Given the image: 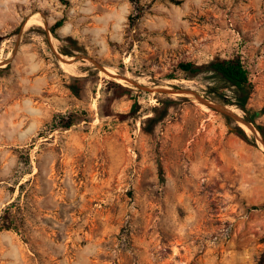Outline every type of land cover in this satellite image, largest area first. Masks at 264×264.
<instances>
[{
    "label": "rangeland",
    "instance_id": "obj_1",
    "mask_svg": "<svg viewBox=\"0 0 264 264\" xmlns=\"http://www.w3.org/2000/svg\"><path fill=\"white\" fill-rule=\"evenodd\" d=\"M0 36V264H264V0H0ZM234 55L247 112L219 73L178 70Z\"/></svg>",
    "mask_w": 264,
    "mask_h": 264
},
{
    "label": "trees",
    "instance_id": "obj_2",
    "mask_svg": "<svg viewBox=\"0 0 264 264\" xmlns=\"http://www.w3.org/2000/svg\"><path fill=\"white\" fill-rule=\"evenodd\" d=\"M62 25V21L58 22L56 24L55 28H58ZM52 32L54 33V28L51 29ZM6 39L5 36H0V43H2ZM61 52L64 55H69L71 56L72 53L66 51V50H61ZM205 68H209L217 73H219L226 81H228L230 84L235 86L240 92H241V98L239 102L237 103L238 107L247 112L248 110L246 109V102H247V97L248 93L250 92V89L252 88V81L250 77V73L247 70V68L244 66L241 58L237 55L227 57V58H216L214 61H212L209 65H201L197 66L196 64L192 62H181L178 64V70L180 71L181 74H183L184 78H190L198 73H200L202 70ZM4 70V69H0ZM171 79H176V77H170ZM88 77H70L69 78V83L67 85V88L71 92V94L79 99V100H85L88 97V90H87V81ZM99 78L96 75H93V81L92 83L96 84L98 82ZM117 89L121 91L123 95H130L131 89L124 87L120 85L119 83H112ZM137 103L134 102L131 106V109L129 110L128 113H125L122 116L125 117H134V114L136 113V108H137ZM103 108H99V118L101 120L105 119H113L117 115L114 113V111L111 109L110 106H108L106 109L102 110ZM119 116V115H118ZM252 118H249L248 121L252 122ZM87 119H84L82 117H72V120H69L63 125V130L69 129L73 124L75 123H80V122H87ZM150 122L155 123V119H149ZM238 131L237 134L241 140L244 142L249 143V139L247 135L244 133V131L240 128L237 127ZM257 129L263 133L264 131L262 127L257 126ZM12 206V203H10L9 207ZM257 210H263V207H255ZM9 208H7L4 213L8 214ZM5 217H1L0 221V231H8L14 229L12 226L11 222H8L6 219L4 221ZM264 258V254L262 256Z\"/></svg>",
    "mask_w": 264,
    "mask_h": 264
},
{
    "label": "water",
    "instance_id": "obj_3",
    "mask_svg": "<svg viewBox=\"0 0 264 264\" xmlns=\"http://www.w3.org/2000/svg\"><path fill=\"white\" fill-rule=\"evenodd\" d=\"M76 59L77 60L83 59V57L77 56ZM93 63L96 65V67L98 69H100V65L98 63H96L95 61H93ZM126 81H129V80H126ZM155 91L157 93H162V94H175V95H189V96H193L199 103H201L203 105H206L209 108L215 109L218 112H221V113H224L226 115H229L236 122L244 124L249 129L252 128L251 125H250V123H248L245 119L239 118L238 116L234 115L233 113H229V112L225 111V109L223 107L219 106V105H215V104H213L211 102H208V101L204 100L202 97H200L199 95H197L195 92L190 91L189 89L172 88L170 90H167V89H159V90H155Z\"/></svg>",
    "mask_w": 264,
    "mask_h": 264
},
{
    "label": "bare ground",
    "instance_id": "obj_4",
    "mask_svg": "<svg viewBox=\"0 0 264 264\" xmlns=\"http://www.w3.org/2000/svg\"><path fill=\"white\" fill-rule=\"evenodd\" d=\"M30 18H31V17H30ZM62 57H63V56H62ZM71 61H72L71 58L65 59V58L63 57V59H62L61 62H60L61 67L64 68L65 70H69L70 67L73 66L72 63H71ZM2 63H3V62L0 60V65H1ZM70 65H71V66H70ZM104 72L107 73V74L116 75V73H115L113 70L108 71L107 69H105ZM107 74H106V75H107ZM110 76H111V75H110ZM115 77H116V76H115ZM121 77H122V76H121ZM114 79H115V78H114ZM118 81L122 82V81H126V80H123V79H121V78H118ZM126 82H127V81H126ZM128 83H130V82H128ZM130 84H132V83H130ZM163 89L170 90L171 88H169V87H167V88L163 87ZM224 108H225V107H224ZM240 126H241L245 131H249L248 127H246L244 124L240 123Z\"/></svg>",
    "mask_w": 264,
    "mask_h": 264
}]
</instances>
